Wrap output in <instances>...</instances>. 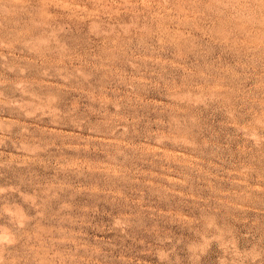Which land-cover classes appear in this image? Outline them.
Wrapping results in <instances>:
<instances>
[{"label": "rangeland", "instance_id": "374dc122", "mask_svg": "<svg viewBox=\"0 0 264 264\" xmlns=\"http://www.w3.org/2000/svg\"><path fill=\"white\" fill-rule=\"evenodd\" d=\"M0 264H264V0H0Z\"/></svg>", "mask_w": 264, "mask_h": 264}]
</instances>
